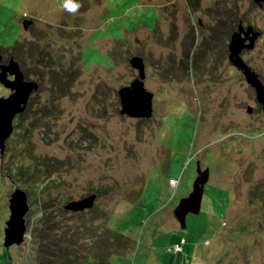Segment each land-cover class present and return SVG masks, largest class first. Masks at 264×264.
<instances>
[{
	"label": "rangeland",
	"instance_id": "obj_1",
	"mask_svg": "<svg viewBox=\"0 0 264 264\" xmlns=\"http://www.w3.org/2000/svg\"><path fill=\"white\" fill-rule=\"evenodd\" d=\"M68 1L0 0L2 63L14 58L40 85L0 156V264H48L46 250L65 230L84 259L93 256L86 264L115 245L112 264H264V110L225 53L239 18L264 32V8ZM134 56L155 95L151 120L121 114L119 90L139 75ZM243 58L264 83V33ZM11 94L0 83V98ZM198 162L210 178L183 229L174 209ZM16 187L28 194L27 232L6 248ZM92 194L93 209L64 213Z\"/></svg>",
	"mask_w": 264,
	"mask_h": 264
},
{
	"label": "water",
	"instance_id": "obj_2",
	"mask_svg": "<svg viewBox=\"0 0 264 264\" xmlns=\"http://www.w3.org/2000/svg\"><path fill=\"white\" fill-rule=\"evenodd\" d=\"M260 8L264 7V0H253ZM263 31L256 29L253 25L244 26L240 23L235 30L228 45L229 62L241 71L247 81L256 91L258 103L264 110V83L255 69H253L242 57L243 51H252L256 47L257 41L263 36ZM131 66L138 70V76L129 86L119 90L121 101V114L136 119H150L153 116L154 93L147 89L145 85L146 64L142 57L134 56L130 60ZM0 73V83L9 88L12 94L5 98H0V156L6 149V142L14 131V119L24 114L28 107L31 95L40 89L36 81L25 78V74L19 64L12 59L9 66H2ZM9 75L14 76V80L9 79ZM251 111V108L249 109ZM210 178V169L202 170L200 163L197 166V177L193 184L191 193L180 200L174 209V215L181 227H187V216L189 214L198 215L202 207V199L205 186ZM97 194H92L80 200L70 201L65 209L71 212H81L92 209L95 206ZM10 218L5 228L4 245L9 248L21 245L25 240L27 232L26 215L30 210L28 194L22 188L17 187L9 199Z\"/></svg>",
	"mask_w": 264,
	"mask_h": 264
},
{
	"label": "trees",
	"instance_id": "obj_3",
	"mask_svg": "<svg viewBox=\"0 0 264 264\" xmlns=\"http://www.w3.org/2000/svg\"><path fill=\"white\" fill-rule=\"evenodd\" d=\"M80 2L81 3H83V2H85V0H80ZM85 4H87V2L85 3ZM85 4H82L83 6L85 5ZM88 5V4H87ZM88 7H90V6H88ZM87 7V8H88ZM228 14H230V11L228 10V12H227ZM240 19H242V18H239V20ZM185 66V65H184ZM187 67H188V65H186L185 67H184V70H186L187 69ZM152 118H150V119H142V120H151ZM9 140V139H8ZM17 188V187H16ZM20 188V187H19ZM25 191V190H24ZM27 193V192H26ZM68 204V203H67ZM66 204V205H67ZM66 205H64L63 206V211H64V213L65 212H70V213H73L74 214V216H77V215H79V214H84L86 211H89V210H91V209H87V210H85V211H81V212H71V211H67L66 209H65V206ZM95 207V206H94ZM93 207V208H94ZM92 208V209H93ZM46 224V228L48 227V228H50L49 227V224H47V223H45ZM65 226V225H64ZM61 227V226H60ZM59 227V228H60ZM51 228H53V227H51ZM50 228V229H51ZM64 228V227H63ZM66 228V227H65ZM61 230H62V228H61ZM63 231V230H62ZM63 237L61 238V240L60 241H55V242H53V248L52 249H49L48 248V250H46V255H47V259H48V264H86V261L88 260V259H90V258H93V256L92 255H90V256H88V257H86V259H84V256L83 255H81V254H79V246L78 245H75L74 244V241L76 240V239H78V237H75V240L73 239V240H71V238H69V236H68V234H67V232H66V230L65 231H63ZM114 237H121V238H123L121 235H119V234H114ZM50 238V237H49ZM123 240H126V239H124L123 238ZM101 242H105V240H103V239H101L100 240ZM127 241V240H126ZM50 244V243H49ZM49 244H48V247H50L49 246ZM118 244V243H117ZM124 244V243H123ZM125 245V244H124ZM46 246V245H45ZM116 246L117 245H115V248H113V250H109V251H104V252H98L97 254H96V256H95V258L93 259L94 260V263L95 264H112L111 262H110V255L112 254V253H116V252H118L119 251V249L117 248V250H116ZM120 246H122L123 247V245H120ZM112 247V245H110V248ZM49 252V253H48Z\"/></svg>",
	"mask_w": 264,
	"mask_h": 264
},
{
	"label": "flooded vegetation",
	"instance_id": "obj_4",
	"mask_svg": "<svg viewBox=\"0 0 264 264\" xmlns=\"http://www.w3.org/2000/svg\"><path fill=\"white\" fill-rule=\"evenodd\" d=\"M69 1H71V0H69ZM68 1V2H69ZM254 2V1H253ZM86 2H83V3H81L80 2V4L82 5V4H85ZM255 4V3H254ZM257 5V4H256ZM258 6V5H257ZM259 7V6H258ZM260 8V7H259ZM264 8V7H263ZM240 23H243L244 24V21L242 20V19H240L239 20V23H238V26H239V24ZM248 25H250V24H247V25H245L244 24V26H248ZM238 28V27H237ZM237 30V29H236ZM230 42V41H229ZM253 51V50H252ZM244 52H250V51H247V50H245V51H243V53H242V57H243V54H244ZM225 53L227 54V55H229V50H228V48H227V50L225 51ZM3 58H4V55L2 56L1 54H0V71H2V66H6V64L5 63H2L3 62ZM11 59H12V57H11ZM14 59V58H13ZM229 59V58H228ZM19 64V63H18ZM19 66H20V68H21V65L19 64ZM22 69V68H21ZM23 71V70H22ZM243 74V73H242ZM9 77H10V79L11 80H13L14 79V76H10L9 75ZM25 78H26V76H25ZM27 79V78H26ZM28 104H29V102H28ZM7 143V142H6ZM2 161L3 162H5V154H3L2 156ZM203 170L205 169V168H202Z\"/></svg>",
	"mask_w": 264,
	"mask_h": 264
},
{
	"label": "built area",
	"instance_id": "obj_5",
	"mask_svg": "<svg viewBox=\"0 0 264 264\" xmlns=\"http://www.w3.org/2000/svg\"><path fill=\"white\" fill-rule=\"evenodd\" d=\"M176 247H177V249H176V252H175V253H179V252H181L182 249H183V248L180 247L179 244H176Z\"/></svg>",
	"mask_w": 264,
	"mask_h": 264
},
{
	"label": "snow or ice",
	"instance_id": "obj_6",
	"mask_svg": "<svg viewBox=\"0 0 264 264\" xmlns=\"http://www.w3.org/2000/svg\"><path fill=\"white\" fill-rule=\"evenodd\" d=\"M69 7H74V5L69 4Z\"/></svg>",
	"mask_w": 264,
	"mask_h": 264
},
{
	"label": "clouds",
	"instance_id": "obj_7",
	"mask_svg": "<svg viewBox=\"0 0 264 264\" xmlns=\"http://www.w3.org/2000/svg\"><path fill=\"white\" fill-rule=\"evenodd\" d=\"M74 7H75V5H74ZM230 43V42H229ZM229 45V44H228Z\"/></svg>",
	"mask_w": 264,
	"mask_h": 264
}]
</instances>
